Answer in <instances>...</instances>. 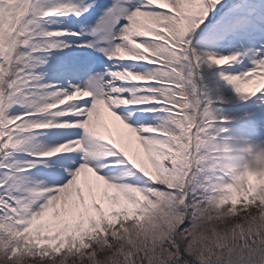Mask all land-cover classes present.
<instances>
[{
    "label": "snow or ice",
    "instance_id": "obj_1",
    "mask_svg": "<svg viewBox=\"0 0 264 264\" xmlns=\"http://www.w3.org/2000/svg\"><path fill=\"white\" fill-rule=\"evenodd\" d=\"M0 264H264V0H0Z\"/></svg>",
    "mask_w": 264,
    "mask_h": 264
}]
</instances>
